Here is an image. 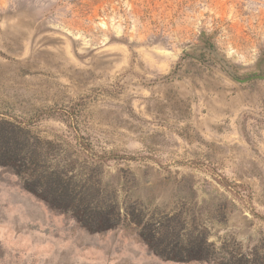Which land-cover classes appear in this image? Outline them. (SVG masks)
I'll return each instance as SVG.
<instances>
[{
	"label": "rangeland",
	"instance_id": "rangeland-1",
	"mask_svg": "<svg viewBox=\"0 0 264 264\" xmlns=\"http://www.w3.org/2000/svg\"><path fill=\"white\" fill-rule=\"evenodd\" d=\"M0 264H264V0H0Z\"/></svg>",
	"mask_w": 264,
	"mask_h": 264
},
{
	"label": "trees",
	"instance_id": "trees-1",
	"mask_svg": "<svg viewBox=\"0 0 264 264\" xmlns=\"http://www.w3.org/2000/svg\"><path fill=\"white\" fill-rule=\"evenodd\" d=\"M102 222L107 223L108 221H107V219H105V220H103ZM200 250H201V248L198 246V244H197V245L190 244V245H188V246L186 247L185 252H186L187 254H190V255L192 254V256H193V255H196L197 253H199Z\"/></svg>",
	"mask_w": 264,
	"mask_h": 264
}]
</instances>
